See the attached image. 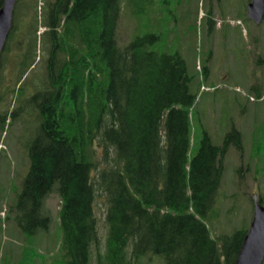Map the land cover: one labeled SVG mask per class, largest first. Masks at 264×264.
<instances>
[{
	"label": "trees",
	"instance_id": "trees-1",
	"mask_svg": "<svg viewBox=\"0 0 264 264\" xmlns=\"http://www.w3.org/2000/svg\"><path fill=\"white\" fill-rule=\"evenodd\" d=\"M120 12L121 0H46L39 15L36 6L32 33L48 51L47 80L29 98L37 108V130L6 218L28 236L47 229L43 201L56 191L54 264H90L92 247L94 264H147L155 255L164 264H235L248 225L214 234L210 224L218 217L213 206L225 154L231 145L241 152V133L233 126L217 145L201 128L195 145V75L178 50L157 49L156 31L120 45ZM18 16L13 14L0 52V70L8 60V38L17 34L21 48L29 34ZM24 16L29 23L30 15ZM39 23L45 30L37 34ZM212 23L210 16L209 30ZM19 63L27 66L26 52ZM207 71L204 64L202 75ZM13 90L2 88L0 103ZM2 113V124L11 121ZM97 197L105 207L103 250ZM36 254L24 244L14 264H33ZM0 264H8L6 257Z\"/></svg>",
	"mask_w": 264,
	"mask_h": 264
},
{
	"label": "rangeland",
	"instance_id": "rangeland-1",
	"mask_svg": "<svg viewBox=\"0 0 264 264\" xmlns=\"http://www.w3.org/2000/svg\"><path fill=\"white\" fill-rule=\"evenodd\" d=\"M247 1L121 0L117 27L120 45L127 43L133 35L153 30L161 34L157 49L178 50L185 58L189 73L195 75L191 81V90L196 93L191 110L195 145L201 137V128L208 131L217 145L223 142L226 132L233 126L241 133V152L231 145L224 157L223 174L213 206L218 217L210 224L214 234L229 232L243 223L249 225L254 193L261 197L264 206V19L257 23L247 17ZM45 2L15 1L13 14H19L16 22L24 26V30L27 25L29 34L21 48L17 47V34L10 42L8 38L10 52H4L8 60L0 70V90L14 89L5 92L0 103V261L6 257L8 264L20 259L24 244L37 253L33 264H54L56 240L60 234L56 191L43 201V213L50 218L47 229H39L28 236L14 219L6 218L15 189L21 186L28 170V145L37 130V108L29 98L47 80L48 51L43 41L40 45L38 39L34 40L31 19L36 6L41 10ZM25 13L30 15L29 23ZM210 16L213 30H209ZM37 29L41 33L45 27L41 25ZM22 52L27 55L25 67L19 63ZM204 64L209 70L208 76L202 79L201 71L195 66L202 69ZM200 85L216 86V89L200 90ZM238 87L240 90L235 89ZM250 95L254 99H250ZM2 111L11 115V121L6 118L2 124ZM256 172L261 174L257 177ZM104 211L102 197H97L99 250H103L106 235ZM96 250L92 247L90 264H94ZM147 264L164 262L155 255Z\"/></svg>",
	"mask_w": 264,
	"mask_h": 264
},
{
	"label": "water",
	"instance_id": "water-1",
	"mask_svg": "<svg viewBox=\"0 0 264 264\" xmlns=\"http://www.w3.org/2000/svg\"><path fill=\"white\" fill-rule=\"evenodd\" d=\"M15 0H2L0 5V51L12 23ZM249 19L259 23L264 15V0H250L246 6ZM264 259V206L253 194V214L235 260V264H261Z\"/></svg>",
	"mask_w": 264,
	"mask_h": 264
}]
</instances>
